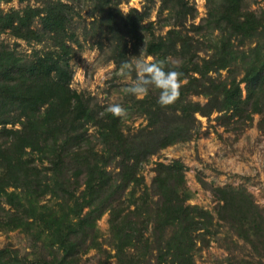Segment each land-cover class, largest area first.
<instances>
[{"label": "trees", "instance_id": "obj_1", "mask_svg": "<svg viewBox=\"0 0 264 264\" xmlns=\"http://www.w3.org/2000/svg\"><path fill=\"white\" fill-rule=\"evenodd\" d=\"M37 1L39 6L23 10L0 9V37L45 44L23 55L19 44L11 47L0 40V232L19 229L44 248L61 252L42 264H79L81 253L100 249L97 224L108 213L116 264H146L155 251L156 264H195L197 237L212 230L214 216L186 204L191 194L180 161L157 164L153 194L142 169L158 151L192 138L196 113L217 111L243 122L261 115L264 130V6L253 8L264 0H208L207 18L196 29L218 32V38L211 55L200 60L191 38L178 28L183 19H195V9L184 0H164V10L177 14L176 22H165L170 29L148 42L145 53L166 71L182 73L180 79L187 83L171 105H159V90L153 87L151 96L138 100L147 105V115H172L164 129L138 141L126 135L120 115L94 110L71 88L74 48L69 41L76 39L68 32L69 4ZM93 1L100 28L108 34H139L143 17L129 15L120 23L111 0ZM36 19L40 29L34 27ZM249 43L253 46L244 49ZM172 53L178 66L169 61ZM236 68L243 70L239 82L236 75L220 79L222 71L234 74ZM189 94L208 102L189 103ZM92 127L95 135L89 133ZM214 193L222 203L218 219L255 250L256 264H264V211L253 195L235 187L215 188ZM0 264L24 263L3 249ZM238 264L255 263L242 259Z\"/></svg>", "mask_w": 264, "mask_h": 264}, {"label": "rangeland", "instance_id": "obj_2", "mask_svg": "<svg viewBox=\"0 0 264 264\" xmlns=\"http://www.w3.org/2000/svg\"><path fill=\"white\" fill-rule=\"evenodd\" d=\"M111 1L113 13L120 19V23H123L121 20L123 17L129 15L135 18L143 17L139 34L132 36L127 35L126 32L108 34L105 27L100 28L101 19L93 0H62L71 8L72 20L68 25V32L75 34L76 39L75 42L69 41L74 48L69 58L72 70L71 88L82 94L94 110L102 112L107 111L110 105H121L125 110L120 115L123 129L129 138L138 141L164 129L168 125V119H172V115L170 112L167 113V118L166 115L145 113L147 105L141 106L138 100L145 99L150 88L148 94L144 96H135L128 92V87L137 78L134 64L137 59L155 61L153 56H147L145 53L147 43L165 36L170 27L163 25L165 22L174 24L177 14L170 16L168 11L164 10V0ZM184 1L195 9V19H183V25L178 28L191 38L200 60L211 55L212 41L217 40L218 32L210 33L205 29H196V26L207 18L208 0ZM27 6H39V4L37 0H12L10 3H0V9L5 12L23 10ZM260 6H264V2L253 8ZM34 27L41 28L39 19L35 20ZM122 35H126L124 40H120ZM0 40L11 47L19 44L18 51L23 55H29L45 45L17 40L9 34H3ZM251 45V43L247 44L244 49H248ZM125 61L130 64L129 69L121 68ZM169 61L174 66L180 64L175 53H172ZM210 75L214 78L219 76L218 73ZM229 75H236L239 82L243 78V70L236 68L234 74L222 71L220 79H225ZM185 83L187 81L181 85ZM241 88L243 96H246L245 84H241ZM187 99L189 103L200 106H205L208 102L205 96L195 94H189ZM227 115L217 111L209 116L196 113L192 138L168 146L150 156L141 173L149 193L153 194L152 185L156 176L154 170L158 163L171 164L177 160L184 165V186L191 194L186 204L198 206L214 216L212 230L205 236L197 237L195 264H238L242 259L256 264L259 261L255 250L236 237L229 229L228 223L218 219L217 211L222 203L215 195L214 189L245 188L264 211V130L260 128L262 117L256 114L251 121L243 122L237 121V118H229ZM89 133L95 135L96 128H90ZM110 171L116 174L118 169L111 168ZM142 191L139 190L138 194ZM153 200L157 201L158 196H154ZM109 218V214L106 213L97 224L100 249L91 248L81 253L79 264H116ZM150 229L151 232L152 228ZM3 249H8L17 255L24 264H42L45 260H52L54 256L62 255L57 250L44 248L42 241L19 229L0 232V250ZM155 255L156 251L153 256L150 254L146 264H156ZM261 261L264 263V259Z\"/></svg>", "mask_w": 264, "mask_h": 264}, {"label": "clouds", "instance_id": "obj_3", "mask_svg": "<svg viewBox=\"0 0 264 264\" xmlns=\"http://www.w3.org/2000/svg\"><path fill=\"white\" fill-rule=\"evenodd\" d=\"M121 68L129 69V62L125 61ZM134 70L137 73V78L128 87L130 94L144 96L148 94L149 88L153 87L159 90L157 103L161 106L171 105L178 99L182 73L175 70L166 71L161 61L151 62L143 59L136 60ZM107 110L116 116L125 111L119 104L110 105Z\"/></svg>", "mask_w": 264, "mask_h": 264}]
</instances>
